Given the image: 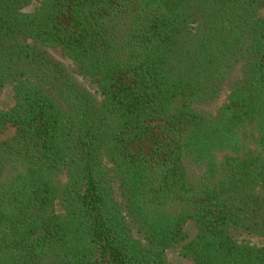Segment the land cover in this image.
<instances>
[{
  "label": "trees",
  "instance_id": "16d2710c",
  "mask_svg": "<svg viewBox=\"0 0 264 264\" xmlns=\"http://www.w3.org/2000/svg\"><path fill=\"white\" fill-rule=\"evenodd\" d=\"M35 2L0 0V264H264V0Z\"/></svg>",
  "mask_w": 264,
  "mask_h": 264
},
{
  "label": "rangeland",
  "instance_id": "374dc122",
  "mask_svg": "<svg viewBox=\"0 0 264 264\" xmlns=\"http://www.w3.org/2000/svg\"><path fill=\"white\" fill-rule=\"evenodd\" d=\"M41 0H36V2L25 11L27 13H32L38 6ZM49 51L60 61L64 62L66 66L69 68L71 72H73L80 80L81 82L92 92L99 93V86L97 83V80L91 77L85 76L78 67L70 60L68 59L64 53L59 48H50ZM15 100H14V91L11 87H7L3 93V95L0 97V108L1 109H10L14 106ZM15 128L11 125L6 126L4 129L0 131V139L3 141L9 140L12 138L15 134ZM185 232L188 236V241L193 240L198 235V228L196 224L192 221L188 222V224L185 226ZM182 249L183 245L177 246L174 248H171L168 251V255L171 261V264H193L192 260L185 258L182 255Z\"/></svg>",
  "mask_w": 264,
  "mask_h": 264
}]
</instances>
